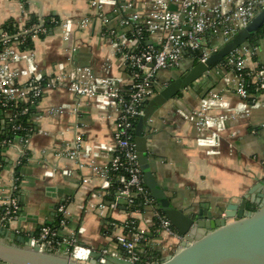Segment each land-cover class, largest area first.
I'll list each match as a JSON object with an SVG mask.
<instances>
[{"label":"crops","instance_id":"crops-1","mask_svg":"<svg viewBox=\"0 0 264 264\" xmlns=\"http://www.w3.org/2000/svg\"><path fill=\"white\" fill-rule=\"evenodd\" d=\"M118 2L120 5L132 2L139 12L150 7L149 0ZM30 15L43 20L53 16L61 21L89 20L85 28L75 29L68 41L63 40L59 26L31 40L29 49L44 77L58 74L57 65L67 63L69 58L72 66L89 67L95 76L110 75L129 82L128 67L114 52L110 35L105 33L113 30L116 35H121L129 31L118 25V19L111 18L105 26L94 16L87 0H0V31L5 30L9 21L24 26ZM149 44L155 45V39ZM194 56L185 55L178 68L159 71L154 78L157 87H163L187 70ZM252 61L254 67L264 65V39L254 48ZM216 70L169 100L151 116L144 133L148 137L146 155L150 169L165 198L178 209L223 205L228 200L238 205L244 195H247L246 209H257L256 202L264 194V186L253 193H249V189L264 179V106L252 110L248 116L226 120L215 155H206L196 146L197 130L192 123L182 120L177 111L196 107L202 98L200 94L208 86L204 96L215 93L231 107L238 104L239 99L230 83L232 74L222 71L219 66ZM37 105L32 119L33 132L26 143H19L25 159L17 165L19 154L8 146L0 154V227L5 226L1 223L2 202L8 198L16 179L15 198L21 211L9 229L16 236L33 237L40 227L61 216L60 207L64 208L66 219V226L61 230L65 240L72 238L91 252L103 248L114 254L122 252L115 238L124 234L122 225L131 218L136 219L138 229L148 235L153 207L145 208L142 214L129 212L122 205L112 209L108 202L102 211L91 207L89 195L99 189L101 178L91 175L89 161L81 160L79 166V162L61 156L77 138L83 146L91 148L114 146L115 113L102 112L93 102L77 99L63 87L46 88ZM60 106L67 110L59 114L50 112ZM3 113L0 123L7 121V114ZM219 113V109H212L208 115ZM93 158L99 167L109 162V156L102 151H95ZM48 171L52 172L51 177L45 176ZM64 171H68L69 176H65ZM82 179H87V183H82ZM176 235L171 237L163 232L148 242L159 253L158 261L180 249L183 241ZM2 241L18 244L10 239L2 238ZM138 251L142 252V249L138 247Z\"/></svg>","mask_w":264,"mask_h":264},{"label":"built area","instance_id":"built-area-1","mask_svg":"<svg viewBox=\"0 0 264 264\" xmlns=\"http://www.w3.org/2000/svg\"><path fill=\"white\" fill-rule=\"evenodd\" d=\"M150 7L144 12L137 11L132 2L120 5L118 0H87L89 8L94 11V16L105 26L111 18L118 19V25L132 31V38L126 34L116 35L113 30H106L110 35L111 47L117 56L128 67L129 82L110 75L95 76L89 67H75L69 63H59L58 74L49 78L44 77L37 64L35 56L30 49H21L27 39H34L46 33L43 26L44 20L29 26H17L13 23L15 31H0V110L7 114V122L12 123L17 117H35L37 104L46 88L63 87L77 99H86L95 104L102 112L115 113V122L112 126L114 146L96 147L83 146L79 138L75 139L70 149H64L62 157L79 162L89 161L91 175L101 178L99 189L89 195V204L99 211L105 209L103 196L111 187L112 179L115 180L116 189L111 202L112 209L120 205L128 207L138 196L143 199L145 208L152 207V199L142 182L137 155L133 144L135 123L143 113L144 101L153 97L157 90L154 81L159 71L178 68L185 56V52H198L197 60L204 62L216 49L227 43L241 28L249 23L257 13L264 8V0H149ZM61 29L64 41L70 40L75 29L85 28L89 24L88 18L54 20ZM147 34L146 47L135 51L138 36ZM155 39L156 44H149ZM74 50V49H72ZM254 48L247 43L227 56L222 71L232 74L230 83L239 102L235 107L227 105L217 94H208L199 99L196 107L189 111L177 110L184 121L193 124L198 132L196 146L206 155L218 153L219 139L224 130V122L231 118L245 117L254 109L264 106V67H254L252 55ZM70 64V65H69ZM245 71L250 82L255 85L252 94L248 93L242 78ZM16 102H23L25 106L16 110ZM212 109H219L216 116L208 115ZM16 110V111H15ZM67 110L65 106L52 108L51 113L59 114ZM20 125L13 123L10 131H18ZM27 138L14 137L12 140L3 141L2 147L14 148L18 154L16 164H20L24 157L21 143H26ZM20 143V144H19ZM105 152L109 162L104 167L94 164V152ZM69 176L68 171H64ZM45 176L51 177L48 171ZM86 184L87 179H82ZM18 182L15 179L11 185L10 194L2 202L3 214L1 220H9L18 210L15 193ZM150 196V195H149ZM61 213L60 230L66 226L64 208L58 209ZM142 214L143 212H135ZM132 219V218H131ZM152 227L156 237L160 233L174 235L170 222L155 209L151 213ZM128 232L115 238L121 247L124 258L131 264L139 262L137 247L142 241L147 243L145 233L137 226H129L125 222ZM124 228V226H123ZM82 232V229H79ZM56 230L42 227L30 240L32 247L39 250H55L70 257L84 261L91 250L76 243L74 239L56 241ZM155 237V238H156ZM182 241H184L182 239ZM106 251H103L105 253ZM79 253H85L86 258H76ZM103 263V259H100ZM160 261L146 262L145 264H159Z\"/></svg>","mask_w":264,"mask_h":264},{"label":"water","instance_id":"water-1","mask_svg":"<svg viewBox=\"0 0 264 264\" xmlns=\"http://www.w3.org/2000/svg\"><path fill=\"white\" fill-rule=\"evenodd\" d=\"M262 27L264 8L204 62L197 60V51L190 52L195 55L196 61L177 78L170 79L166 85L158 88L153 97L144 101L143 113L133 130V144L142 182L153 198L152 204L170 222L174 233L171 237L178 234L184 240L180 249L162 259L159 264H264V194L256 202L255 211L246 209L247 195L242 197L238 205L228 200L223 205H199L178 209L165 198L163 189L159 187L151 172L146 155L148 137L144 135L145 127L155 111L198 80L207 77L209 72L216 73L218 64L246 44ZM207 88L199 97H204ZM3 114L0 110V115ZM4 123L3 120L0 126ZM262 186L264 179L253 185L249 193ZM21 202L20 200L19 205ZM17 211L11 219L1 222L5 223V226L0 227V264H131L124 258L123 252L114 254L104 248L96 253L91 252L86 260L79 261L63 253H52L39 250L36 246L32 247V236L21 238L9 230L11 222L17 220L20 207ZM2 238L16 241L18 244L2 241ZM100 259H103V263H100Z\"/></svg>","mask_w":264,"mask_h":264},{"label":"trees","instance_id":"trees-1","mask_svg":"<svg viewBox=\"0 0 264 264\" xmlns=\"http://www.w3.org/2000/svg\"><path fill=\"white\" fill-rule=\"evenodd\" d=\"M56 19L57 18H55L54 16L44 19L43 26L46 29V33L45 34H48L50 32V30L56 26V23L54 22V20H56ZM37 22H38V17L35 16V15H30L24 25L25 26H29V25L37 23ZM13 23H14L13 21H9L4 27L5 30L6 31H10V32L15 31V29L13 28ZM131 33H132V31H128L125 34H126V36L128 38H132L133 36H132ZM45 34H41L39 37H42ZM147 37L148 36H147L146 32H144V31H143V35L141 37H139V36L137 37L138 38V44H137V48L134 49L135 51H139L142 48L148 46L147 45V43H148ZM262 39H264V27L259 29L255 35L251 36L248 39L247 44L250 45L253 48H256L258 46L259 41L262 40ZM31 43H32L31 40L27 39L23 43V45H21L20 48L21 49L22 48L23 49H26V48L29 49L31 47ZM190 54H191L190 52L189 53L187 52V54L185 52V55H190ZM226 59H227V57H225L224 61L222 63H219L218 66L219 67H224ZM195 61H196V59L193 61V63ZM259 66L264 67V65H258V67ZM241 74H242L241 76H242L243 81H244V83L246 85V89H247L248 93L252 94L254 92V90H255V85H253L250 82V78H249L248 75H246L245 71H243ZM13 106H16L17 107L16 110H19L20 108L25 106V104L23 102H16L15 104H13ZM13 123L16 124V125H20L21 129H19L18 131H14V132L10 131V127H11V125H13ZM136 123H135V125H136ZM33 129H34V126L32 125V117H31V115L30 116L28 115V116L17 117L14 120V122H12V123H8L6 121L3 126H0V154L4 150V147L1 146V143L3 141L12 140L14 137H20V138L26 139L33 132ZM131 134H133V131H131ZM0 157H1V155H0ZM115 189H116V183H115V180L112 179L110 189L103 196L104 202H111L112 201V199L114 197ZM148 197H150V196L148 195ZM142 203H143L142 197L138 196V197H136L134 199L133 203L131 205H129L128 207H125V209L127 211H129V212H132V213L143 212L144 211V206H143ZM151 205L156 211H158L162 215L160 210L156 209V207L153 204H151ZM249 210L255 211L256 207H252ZM61 220H62V216L58 217L55 222L50 223V224H45L44 226H42V227H45V226L46 227H50V228L56 230L55 240L56 241H60V242L66 239V238L63 237L62 232L60 230L62 228L60 226V221ZM127 221L129 223L128 227H131L132 224H133L132 226H137V224H138L137 220L134 219V218L129 219ZM155 222L157 224V221H155ZM156 224L153 227H151L149 234L145 235V237H147L148 239L156 237V233L154 232V229L157 226ZM123 226H124V233L128 232L130 230V228L126 227L125 223L122 225V227ZM42 227H40V228H42ZM40 228L37 230L36 234L39 232ZM138 247H140L142 249V252L138 251ZM138 247H137V251H138V256H139V262L137 264H145L146 262L150 263V262L158 261L159 253L156 250H153L148 245V243L146 241H142L141 243H139ZM49 251L52 252V253L56 252L54 249L53 250H49Z\"/></svg>","mask_w":264,"mask_h":264},{"label":"bare ground","instance_id":"bare-ground-1","mask_svg":"<svg viewBox=\"0 0 264 264\" xmlns=\"http://www.w3.org/2000/svg\"><path fill=\"white\" fill-rule=\"evenodd\" d=\"M76 258H78L80 260H84L86 258V254L85 253H79L76 255Z\"/></svg>","mask_w":264,"mask_h":264},{"label":"rangeland","instance_id":"rangeland-1","mask_svg":"<svg viewBox=\"0 0 264 264\" xmlns=\"http://www.w3.org/2000/svg\"><path fill=\"white\" fill-rule=\"evenodd\" d=\"M55 27H58V26H55ZM62 34V33H61ZM196 58H194L193 60H195ZM166 71V70H165Z\"/></svg>","mask_w":264,"mask_h":264}]
</instances>
